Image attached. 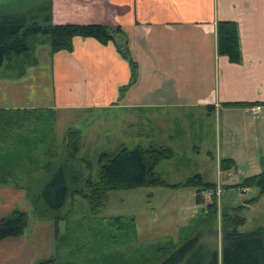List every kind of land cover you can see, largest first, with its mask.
<instances>
[{
    "label": "crops",
    "instance_id": "crops-1",
    "mask_svg": "<svg viewBox=\"0 0 264 264\" xmlns=\"http://www.w3.org/2000/svg\"><path fill=\"white\" fill-rule=\"evenodd\" d=\"M42 1L0 0V10L17 12ZM52 7L56 24H104L121 29L107 44L76 36L71 51L52 52L46 42L32 45L35 62L24 69L23 58L4 60L0 108H53L56 123L62 112L73 114L75 121L89 114L96 141L112 140L120 125L122 135L142 136L147 124L161 118L159 114L174 112V147L183 144L186 135L201 140L214 120L222 139L216 159L229 158L235 165L221 172L222 179L228 180L221 185L239 183H229V179L242 175V164L252 169L247 176L261 172L264 0H52ZM222 20L237 23L240 62L218 53L217 26ZM120 46L128 47L139 66L131 85V66ZM236 102L246 104H230ZM256 106L261 107L258 114L252 111ZM75 125L86 139L83 128ZM192 153L215 156L197 145ZM54 173L53 169L40 170L25 187L1 184L0 219L15 210L32 214L30 193L40 194ZM61 223L31 215L26 232L0 239V264H36L57 256Z\"/></svg>",
    "mask_w": 264,
    "mask_h": 264
},
{
    "label": "trees",
    "instance_id": "trees-1",
    "mask_svg": "<svg viewBox=\"0 0 264 264\" xmlns=\"http://www.w3.org/2000/svg\"><path fill=\"white\" fill-rule=\"evenodd\" d=\"M20 9L22 11L19 12L0 10V64L16 57L28 59L22 64L24 69L27 64L35 62L32 45L46 42L52 52L71 51L76 36L92 37L107 44L114 40V33L121 29L104 24H56L53 22L52 0ZM217 35L218 53L227 56L232 62H240L242 55L237 23L219 21ZM118 49L130 63L131 85L138 77V63L128 47L120 46ZM55 122L56 111L53 108H0V185L25 187L32 174L40 170L55 171L40 194L34 196L30 193L32 214L15 210L0 219V239L26 232L31 215L41 220L65 221V225L70 227L67 213L63 215L62 210L72 197L86 200L91 215L97 217L106 208L110 192L115 190L141 186L195 187L198 201L202 202L204 193H211L212 202L204 208L207 216L198 220L200 225L196 227V232L181 240L174 250L158 244L133 247V242L125 236L129 234L131 239L136 236L135 217L113 216L105 221L119 234L111 236L112 230L105 231L107 242L92 241L89 244L92 245L90 257L82 259L72 244H77L78 238L72 236L71 231L60 230L57 237L59 254L39 260L36 264H220L217 249H210L202 242L200 229L202 224L212 223L218 218L216 182L205 180L200 173L189 176L183 182L166 181L157 172V166L161 161L175 157L176 153L164 145H138L133 149L120 145L114 150H102L94 164L80 155L82 131L69 128L63 140L59 141ZM76 163H81L87 174L77 172ZM234 166L232 159L220 161L221 170H229ZM234 186L241 189L257 188L258 193L249 202L264 195V158L260 173L246 176L243 182ZM221 214L222 264H264V227L240 231L246 218L239 207L223 210ZM110 236L113 238L111 242L108 240ZM62 250H68L72 255L77 253L75 256L78 258L62 259Z\"/></svg>",
    "mask_w": 264,
    "mask_h": 264
},
{
    "label": "rangeland",
    "instance_id": "rangeland-1",
    "mask_svg": "<svg viewBox=\"0 0 264 264\" xmlns=\"http://www.w3.org/2000/svg\"><path fill=\"white\" fill-rule=\"evenodd\" d=\"M19 11L22 10L18 9L17 12ZM27 60L25 59V61ZM7 67L10 68L11 64ZM159 116L161 118H158V121L155 120V122L150 123L151 125H146L142 136L122 135L120 131L123 127L120 125L117 128L119 131L112 140L107 138L103 141H96L91 135V123L88 120L89 114L85 117L80 116V119L75 121L73 114L62 112L58 115L57 123L55 122V133H57L58 128L59 133L57 136L59 141H62L66 130L74 127V124L83 128L86 139H84L83 135L80 155L94 164L97 163L99 153L102 150H114L122 143L131 149L138 145L147 147L164 145L171 147L173 150L175 148L178 151L177 156L161 161L156 169L166 181L169 183L183 182L189 176L201 172L205 180L216 182L220 185L217 196L218 218L212 223L202 224L200 229L202 230V242L208 245L210 249H217L219 262L222 264L221 212L239 207L241 214L246 218L244 225L239 228L242 232L254 230L259 226L264 227V195L255 201L249 202L258 193L257 188L244 190L234 185H221V182L225 183L228 180L224 181L222 179L221 172L223 170L220 168V161L216 159L221 154L222 139L221 135H219V126L218 128L214 126V120L211 126L206 129V133L201 140L186 135L184 143L174 147V112L171 114H159ZM213 119H215L214 116ZM194 145L200 146L204 151L214 152V159L207 158L205 154L199 157L193 154ZM258 152L261 153L262 151L259 150ZM194 159L196 161H193ZM76 167L77 172L82 174L84 171V175L87 174L86 170H83L81 163H76ZM241 170L243 171L242 175L232 176L229 179V183L236 181L241 183L252 172L250 165L247 163L245 166L242 164ZM202 197V202L198 201L197 188L195 187L178 189L167 186H141L110 192L106 208L97 217L91 215L87 201L81 197L69 198L64 210H62V214L67 213L68 224L71 227L67 225V230L72 232V236L78 238L77 244H72L75 249H78L77 252L80 253L82 259L91 256L92 245L89 244L92 241L107 242L106 237L108 236H106L105 231L112 230L111 236L119 234V232L116 233L117 231L114 228L107 226L105 221L106 218L113 216L135 217L137 224L136 236H133L132 239L129 234L125 236L127 240L133 242V247L158 244L169 246L174 250V246L181 240L192 236L196 232V227L200 225L198 220H201L203 216H207L204 213V208L212 202V194L204 193ZM76 199L75 204L73 201ZM61 225V231L65 232V221H62ZM93 236L96 237L93 238ZM108 240L111 242L113 238L111 237ZM60 253H62L60 254L62 259L68 260L77 254H69L68 250H62ZM75 257L78 258L77 256Z\"/></svg>",
    "mask_w": 264,
    "mask_h": 264
},
{
    "label": "built area",
    "instance_id": "built-area-1",
    "mask_svg": "<svg viewBox=\"0 0 264 264\" xmlns=\"http://www.w3.org/2000/svg\"><path fill=\"white\" fill-rule=\"evenodd\" d=\"M260 110H261V107H259V106H256V107H254V108L252 109V111H253L254 114H258V113L260 112ZM243 189L245 190V189H247V188H243Z\"/></svg>",
    "mask_w": 264,
    "mask_h": 264
}]
</instances>
